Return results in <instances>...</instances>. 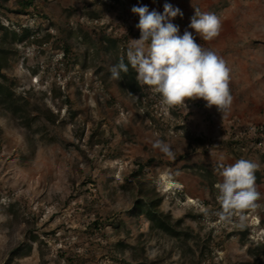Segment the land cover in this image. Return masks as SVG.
I'll return each mask as SVG.
<instances>
[{
    "label": "rangeland",
    "instance_id": "1",
    "mask_svg": "<svg viewBox=\"0 0 264 264\" xmlns=\"http://www.w3.org/2000/svg\"><path fill=\"white\" fill-rule=\"evenodd\" d=\"M118 1L116 8L112 0H11L12 13L0 7L8 29L3 42L0 28V46L10 68L2 71L0 98L10 87L25 103L18 115L0 105V264L27 229L40 240L10 264H264V0ZM165 3L183 12L172 21L180 35L194 9L220 18L212 41L188 31L230 69L227 112L202 99L186 101L187 112L167 109L137 82L132 90L109 78L129 39L140 37L131 8L162 13ZM25 28L48 41L40 47L11 35ZM26 111L38 120L26 123ZM80 123L85 134L93 127L99 133L80 137ZM157 139L173 157L153 149ZM239 159L259 165L260 197L242 224L234 216L225 225L215 215L219 166ZM143 167L141 179L157 186L159 210L179 236L130 211L136 190L128 181Z\"/></svg>",
    "mask_w": 264,
    "mask_h": 264
},
{
    "label": "clouds",
    "instance_id": "2",
    "mask_svg": "<svg viewBox=\"0 0 264 264\" xmlns=\"http://www.w3.org/2000/svg\"><path fill=\"white\" fill-rule=\"evenodd\" d=\"M131 12L139 17L135 27L140 37L129 39L127 63L121 57L109 68V78L121 80V74L127 75L130 66L141 89L158 95L160 104L167 109L182 108L187 112L186 101L202 99L206 108L215 106L220 113L227 112L233 100L229 90L230 69L222 57L204 49L188 31L192 29L204 41H212L220 34V18L214 13L194 9L190 23L180 35L179 26L172 22L177 16L183 17L179 7L165 3L160 13L141 5L133 6ZM152 147L165 156H174L171 146L164 140L157 139ZM219 167L222 182L216 187L221 208L215 215L222 224L230 223L234 216H238L242 224L245 210L258 206L256 201L260 193L255 186V172L259 165L239 159L231 166Z\"/></svg>",
    "mask_w": 264,
    "mask_h": 264
},
{
    "label": "trees",
    "instance_id": "3",
    "mask_svg": "<svg viewBox=\"0 0 264 264\" xmlns=\"http://www.w3.org/2000/svg\"><path fill=\"white\" fill-rule=\"evenodd\" d=\"M10 1L11 0H0V7L2 9H5L8 12L12 13L11 9H9ZM112 1L114 2L112 4L113 7H115L114 4H118L120 2L118 0H112ZM18 2H23V0H18ZM29 4H31V3L25 2L23 5L27 6ZM16 12L19 14H24L22 9H20V8ZM0 28H1V30H5V33L3 36V38H4L3 42H4L5 37L8 35V29L4 28L1 25V22H0ZM128 31H131V29L129 28ZM51 32H50V29H47V33L49 34V36L52 35ZM11 35L13 36L14 39L17 38V40L20 43H24V41L26 42V40L27 41L33 40L40 47H43L45 45V42L42 40H45V41L47 40L46 34L43 37L42 36L38 37V32H35L29 28L23 29V31L20 35H18V33L16 31H12ZM63 43L65 44V49H64L65 51L64 52L70 53V51H69L71 49L70 43L68 41H66L65 39L63 40ZM31 45H35V44L31 43ZM5 52L6 51H5V49H3V45H1L0 46V80L5 79V76L2 75V71L4 69H10L9 65H7V63L5 61V58L2 56V53L4 54ZM35 62L36 61H34V59L31 61L28 60V64L29 65L32 64V66L34 65ZM125 63H127L126 58H125ZM36 65L39 66V62L36 63ZM108 74L110 75V72H108ZM34 75L37 76L36 74H34ZM121 75H122V79L119 80L120 86L124 85L125 89L134 90L132 87V82H134V81L137 82L135 79V76H136L135 71L132 70L131 67L129 66L128 74L125 75L122 73ZM30 82H31V80H30ZM3 94H4V96L1 95L2 98H0V105L6 106L5 110H7V109L13 110L14 115H18V111H20V108L22 106H24L25 103H23V101H21V100H15L14 99L13 89L10 87H6V89L3 91ZM22 99L24 100V98H22ZM63 105H64V103H62V102L57 103L56 107H57L58 112L60 110H62ZM26 114L27 115L24 118V120H26V123L35 122L38 120V116L37 115H34V116L30 115L29 111H26ZM20 118H22V117H20ZM76 132L79 133L80 137H82L84 135H87V136L89 135L90 139L94 136L95 133H97V132L99 133L98 129L93 127V128H90L85 134V127L82 124L80 126L76 127ZM194 141L199 142L201 140L195 138ZM152 162L153 161H150L147 166L150 167ZM143 171H144V167L142 169H140V171L138 173H135L134 175H132L131 180L128 181L129 185L131 187H133L134 190H136V197H135L136 199H135L133 206H132L130 211L137 216L142 217L143 215H145L149 219V221L151 222L152 227L154 229L165 231L166 233H170L174 236H179L180 233H178L175 229L176 224L173 225L171 222H169V219L163 214V212H161L159 210L161 203H162V199H161V194L158 191L157 186L153 185V184H152V186H150L149 185L150 183H148V181H146L145 179L144 180L141 179L142 176H144ZM20 238H21L20 244H18L17 246H15L14 248L11 249L10 259L5 264H10L15 256L21 254L24 251V248L31 246L32 245L30 243L31 240H33V242H39V240H40L39 235L35 234L34 231L28 230V229L25 230V232H23V234L21 235ZM137 264H153V263H137Z\"/></svg>",
    "mask_w": 264,
    "mask_h": 264
},
{
    "label": "built area",
    "instance_id": "4",
    "mask_svg": "<svg viewBox=\"0 0 264 264\" xmlns=\"http://www.w3.org/2000/svg\"><path fill=\"white\" fill-rule=\"evenodd\" d=\"M33 78H35L36 82H38V81H37V80H38V79H37V76H34Z\"/></svg>",
    "mask_w": 264,
    "mask_h": 264
},
{
    "label": "bare ground",
    "instance_id": "5",
    "mask_svg": "<svg viewBox=\"0 0 264 264\" xmlns=\"http://www.w3.org/2000/svg\"><path fill=\"white\" fill-rule=\"evenodd\" d=\"M191 202H193V201H191Z\"/></svg>",
    "mask_w": 264,
    "mask_h": 264
}]
</instances>
